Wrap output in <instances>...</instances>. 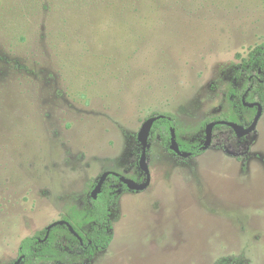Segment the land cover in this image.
<instances>
[{"label":"rangeland","instance_id":"obj_1","mask_svg":"<svg viewBox=\"0 0 264 264\" xmlns=\"http://www.w3.org/2000/svg\"><path fill=\"white\" fill-rule=\"evenodd\" d=\"M263 42L264 0H0V264L82 208L103 173L139 178L148 118L174 119L184 146L238 123L229 87ZM256 113L242 111L248 125ZM148 165L150 186L119 193L114 239L90 264H264V113L246 141L219 129L183 161L156 136Z\"/></svg>","mask_w":264,"mask_h":264},{"label":"trees","instance_id":"obj_2","mask_svg":"<svg viewBox=\"0 0 264 264\" xmlns=\"http://www.w3.org/2000/svg\"><path fill=\"white\" fill-rule=\"evenodd\" d=\"M40 2V1H39ZM124 12L128 15H137L139 12L132 11L129 7ZM125 16V15H124ZM255 74L260 75L262 81L256 79ZM246 76L254 88L257 89V98L264 109V42L255 47L248 59L243 60L235 69L234 77L229 87V99L232 103L233 111L236 112L240 121L239 124L244 127L249 125L245 122L242 111L253 110L244 107L242 98L238 97L239 87L238 82L241 77ZM165 118L155 122L149 137L147 150V159L150 158L151 146L157 136L160 139L162 146L171 154L175 155L179 160L183 158L177 156L170 150L171 129H176L175 120L164 115ZM219 129L229 130L234 137L235 133L230 127L217 125L214 131ZM206 125L202 126L193 138L192 143L184 146L178 141L180 149L183 152L192 153L191 157H196L202 154V146L205 142ZM247 137L238 139L239 142H244ZM136 143L142 150L141 144ZM225 152L237 160H241L240 156L232 153L226 147H223ZM141 155V153H140ZM140 157V156H139ZM139 160L137 161V169L140 174L139 178H131L138 183L145 181L146 176L139 168ZM98 180L87 186L85 203L82 208L73 207L68 215L63 219L72 225L77 234L82 238L83 243L79 241L69 230L66 225H58L51 229L47 236V229H43L33 236L23 239L19 246V257H24L21 264H90L97 253L109 248L114 239V225L112 221V213L118 204V197L121 191H129L120 179L114 175H110L104 183L101 194L96 200L92 198V191L96 187ZM214 264H248L247 259L242 256L224 257Z\"/></svg>","mask_w":264,"mask_h":264},{"label":"water","instance_id":"obj_3","mask_svg":"<svg viewBox=\"0 0 264 264\" xmlns=\"http://www.w3.org/2000/svg\"><path fill=\"white\" fill-rule=\"evenodd\" d=\"M242 102L244 107H247L249 109L257 108V113L256 116L254 117V120L248 127H244L236 122H231V121H226V120H220V121H214L206 125V131H205V142L204 145L202 146V150L206 151L212 144V139H213V132L214 128L217 125H224L227 127H230L233 132L235 133L236 137L238 139H242L245 137H248L251 135L258 126V123L264 113L263 106L260 102H255V103H248L245 99V97L242 98ZM165 118L164 115H158L154 117L148 118L141 126V129L137 135V141L141 144L142 150H141V155L139 159V168L140 170L145 174L146 179L142 183H138L130 178H126L124 176H121L119 173L116 172H105L101 175V177L98 180V183L96 187L93 189L91 195L94 200L98 198V196L101 194L104 183L106 182L107 178L110 175H114L120 179V181L127 186V188L130 191H135V192H142L145 191L151 183V174H150V168L148 165V159H147V150H148V144H149V137L150 133L152 131V128L155 124V122L159 119ZM170 150L173 151L177 156L183 158V159H188L192 156V153L190 152H183L180 149V146L177 142V137H176V131L174 128L171 129V139H170ZM58 225H66L70 232L79 239L81 244L83 243L82 238L77 234V232L74 230L72 225H70L69 222L65 220H60L56 221L52 224H50L46 229H47V236L49 235V232L51 231L52 228L58 226ZM23 256L19 257L13 264H21L23 260Z\"/></svg>","mask_w":264,"mask_h":264}]
</instances>
